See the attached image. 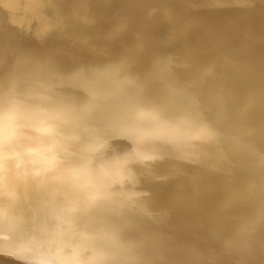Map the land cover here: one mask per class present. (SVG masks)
Wrapping results in <instances>:
<instances>
[{"label": "clouds", "instance_id": "obj_1", "mask_svg": "<svg viewBox=\"0 0 264 264\" xmlns=\"http://www.w3.org/2000/svg\"><path fill=\"white\" fill-rule=\"evenodd\" d=\"M223 139L170 61L72 70L45 50L0 66V264H193L154 227L142 184L166 160L206 163ZM251 170L224 248H248L264 221V154Z\"/></svg>", "mask_w": 264, "mask_h": 264}, {"label": "bare ground", "instance_id": "obj_2", "mask_svg": "<svg viewBox=\"0 0 264 264\" xmlns=\"http://www.w3.org/2000/svg\"><path fill=\"white\" fill-rule=\"evenodd\" d=\"M45 50L75 70L100 59L170 61L224 137L204 164L166 160L142 188L152 223L193 264H264V221L224 248L249 213L253 151L264 154V0H0V66ZM163 137L168 117H157Z\"/></svg>", "mask_w": 264, "mask_h": 264}]
</instances>
